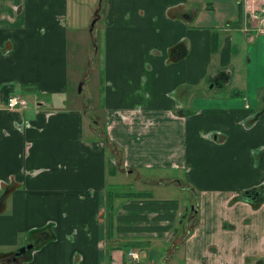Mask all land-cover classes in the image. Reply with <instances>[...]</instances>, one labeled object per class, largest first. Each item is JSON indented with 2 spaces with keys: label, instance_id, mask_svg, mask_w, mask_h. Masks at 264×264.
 I'll use <instances>...</instances> for the list:
<instances>
[{
  "label": "crops",
  "instance_id": "1",
  "mask_svg": "<svg viewBox=\"0 0 264 264\" xmlns=\"http://www.w3.org/2000/svg\"><path fill=\"white\" fill-rule=\"evenodd\" d=\"M86 3L0 0V253L264 264V198H235L264 187V15L240 0ZM82 8L100 26L92 103L68 97ZM11 93L27 106L6 108Z\"/></svg>",
  "mask_w": 264,
  "mask_h": 264
},
{
  "label": "rangeland",
  "instance_id": "2",
  "mask_svg": "<svg viewBox=\"0 0 264 264\" xmlns=\"http://www.w3.org/2000/svg\"><path fill=\"white\" fill-rule=\"evenodd\" d=\"M94 2L95 0H87L86 5H92ZM86 15L87 12L85 11V8H82V10L77 13V25L68 28V73L71 81L68 97H72L73 100L78 101V103H88V101L91 103L93 102L94 94L89 92V85L83 87L82 82L89 79L90 74L93 75V69H97V48H95L97 42L94 40H98L99 38L100 26L97 24L96 27H92L93 29L90 27L93 18L87 21V23H84ZM89 71L90 74H88ZM80 84L81 89L79 91ZM71 103L72 102L68 101L66 108H71ZM92 109L90 111H93ZM96 112H90L91 117L95 116ZM141 188L153 192L155 191V187L149 185L141 186ZM173 188L176 189L175 186H173ZM179 194L184 195L181 191H179Z\"/></svg>",
  "mask_w": 264,
  "mask_h": 264
},
{
  "label": "built area",
  "instance_id": "3",
  "mask_svg": "<svg viewBox=\"0 0 264 264\" xmlns=\"http://www.w3.org/2000/svg\"><path fill=\"white\" fill-rule=\"evenodd\" d=\"M247 9H249V12L251 14H255L256 11H260L259 14L261 13L264 15V0H240ZM250 1H254V3L250 4ZM257 1V6L255 5ZM28 101L26 98L18 95V94H10L6 100H5V107L8 109H16V108H25L27 106ZM128 256L132 260H138L139 258V253L133 250H129L127 252Z\"/></svg>",
  "mask_w": 264,
  "mask_h": 264
},
{
  "label": "trees",
  "instance_id": "4",
  "mask_svg": "<svg viewBox=\"0 0 264 264\" xmlns=\"http://www.w3.org/2000/svg\"><path fill=\"white\" fill-rule=\"evenodd\" d=\"M5 88H2L4 90ZM14 94V93H11ZM10 94L6 95V98ZM236 199L246 200L250 202H256L254 206H258L263 198H264V187H259L255 189L245 190L242 193H240ZM14 250L13 251H2L0 253V261H2V264H16L17 258H14Z\"/></svg>",
  "mask_w": 264,
  "mask_h": 264
},
{
  "label": "water",
  "instance_id": "5",
  "mask_svg": "<svg viewBox=\"0 0 264 264\" xmlns=\"http://www.w3.org/2000/svg\"><path fill=\"white\" fill-rule=\"evenodd\" d=\"M81 89V84L79 85V91ZM34 247L33 243H28L26 245L20 246L15 252H14V256H20L23 255L25 252L32 250Z\"/></svg>",
  "mask_w": 264,
  "mask_h": 264
},
{
  "label": "flooded vegetation",
  "instance_id": "6",
  "mask_svg": "<svg viewBox=\"0 0 264 264\" xmlns=\"http://www.w3.org/2000/svg\"><path fill=\"white\" fill-rule=\"evenodd\" d=\"M18 257V256H17ZM14 258H16L15 256H14Z\"/></svg>",
  "mask_w": 264,
  "mask_h": 264
}]
</instances>
